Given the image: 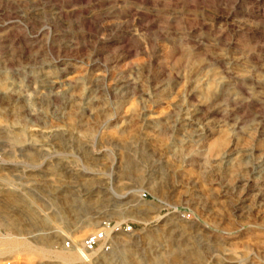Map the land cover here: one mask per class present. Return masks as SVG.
Here are the masks:
<instances>
[{"label": "rangeland", "instance_id": "rangeland-1", "mask_svg": "<svg viewBox=\"0 0 264 264\" xmlns=\"http://www.w3.org/2000/svg\"><path fill=\"white\" fill-rule=\"evenodd\" d=\"M92 220L97 264H264V0H0V264Z\"/></svg>", "mask_w": 264, "mask_h": 264}, {"label": "bare ground", "instance_id": "bare-ground-1", "mask_svg": "<svg viewBox=\"0 0 264 264\" xmlns=\"http://www.w3.org/2000/svg\"><path fill=\"white\" fill-rule=\"evenodd\" d=\"M101 223L99 221L93 222H86L80 223L73 227L72 231H61L59 233L62 236H66L70 238L72 243L74 244L73 250L71 249L68 253H56L55 258L64 264H72L75 262H79L81 264H97L98 261L105 259V257L109 254V252H105L99 248L97 251L89 255L88 257H83L78 248L81 243V238H83V234L85 235L86 232H94L95 228H99ZM97 230V229H96ZM60 232V231H59ZM29 237V239H32ZM117 242L120 244L124 243V239L116 238ZM37 249L31 246V243L28 241V238H16V237H0V257L9 254H19L21 252H26L30 254L32 252H36ZM110 250V249H109ZM108 257V256H107Z\"/></svg>", "mask_w": 264, "mask_h": 264}, {"label": "built area", "instance_id": "built-area-1", "mask_svg": "<svg viewBox=\"0 0 264 264\" xmlns=\"http://www.w3.org/2000/svg\"><path fill=\"white\" fill-rule=\"evenodd\" d=\"M132 231V227L126 223L112 224L109 221H102L100 227L94 232L86 235L81 241L78 248L80 254L83 257H88L99 248L107 252L110 249V237L119 233H129ZM1 237V230H0ZM75 246L70 240H66L63 244L65 249H73ZM3 264H15L11 261H5Z\"/></svg>", "mask_w": 264, "mask_h": 264}]
</instances>
